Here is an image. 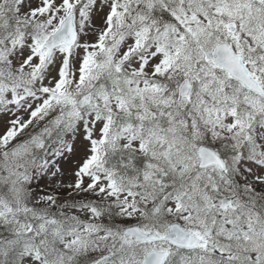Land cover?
Listing matches in <instances>:
<instances>
[{"label": "snow or ice", "instance_id": "6c2138e0", "mask_svg": "<svg viewBox=\"0 0 264 264\" xmlns=\"http://www.w3.org/2000/svg\"><path fill=\"white\" fill-rule=\"evenodd\" d=\"M0 264H264V0H0Z\"/></svg>", "mask_w": 264, "mask_h": 264}]
</instances>
